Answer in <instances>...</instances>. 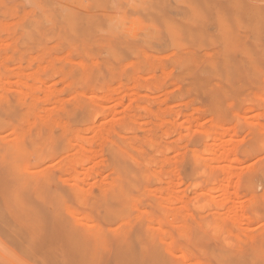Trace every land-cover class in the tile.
Listing matches in <instances>:
<instances>
[{
  "label": "rangeland",
  "instance_id": "1",
  "mask_svg": "<svg viewBox=\"0 0 264 264\" xmlns=\"http://www.w3.org/2000/svg\"><path fill=\"white\" fill-rule=\"evenodd\" d=\"M263 180L264 0H0V264H264Z\"/></svg>",
  "mask_w": 264,
  "mask_h": 264
},
{
  "label": "bare ground",
  "instance_id": "2",
  "mask_svg": "<svg viewBox=\"0 0 264 264\" xmlns=\"http://www.w3.org/2000/svg\"><path fill=\"white\" fill-rule=\"evenodd\" d=\"M248 99H249V98H248ZM83 126H84V125H83ZM65 131H66V130H65ZM38 132H39V131H38ZM79 133H80V132H78V134H79ZM76 134H77V133H76ZM78 134H77V135H78ZM255 137H256V135H255ZM255 140H256V139H255ZM253 141H254V140H253ZM52 142H53V141H52ZM71 144H73V142H72ZM259 144H260V143H259ZM260 145H261V144H260ZM260 145H259V146H260ZM46 149H48V148H46ZM54 149H55V148H54ZM204 150H205V149H204ZM219 151H220V150H219ZM222 151H223V150H221V152H222ZM260 151H261V150H260ZM114 153H115V152H114ZM205 153H206V152H205ZM208 153H209V152H208ZM216 153H217V152H216ZM219 153H220V152H219ZM224 153H226V152L224 151ZM214 154H215V153H214ZM48 155H49V154H48ZM194 155H196V154L194 153ZM217 155H218V153H217ZM226 155H227V154H226ZM226 155H225V156H226ZM26 156L29 157L28 153H27ZM117 156H118V155H117ZM198 156H199V154H198ZM200 156H201V155H200ZM203 156H204V155H203ZM230 156H231V155H230ZM46 157H47V156H46ZM201 157H202V156H201ZM119 158H121V156H120ZM119 158H118V159H119ZM194 158H195V157H194ZM205 158H206V157H205ZM234 158H235V157H234ZM249 158H250V157H249ZM32 159H33V158H32ZM32 159H31V161H32V163H33V160H32ZM121 159H123V158H121ZM127 159H128V158H127ZM201 159H202V158H201ZM235 159H236V158H235ZM190 160H191V159H190ZM216 161H217V160H216ZM228 161H229V160H228ZM193 162H195V161H193ZM130 163H131V162H130ZM133 164H134V163H133ZM145 164H146V163H145ZM207 164H208V163H207ZM31 165H32V164H31ZM63 165H64V164H63ZM118 165H119V164H118ZM208 165H210V164H208ZM211 165H212V164H211ZM211 165H210V166H211ZM225 165H226V164H225ZM66 166L71 167L70 165H66ZM194 166H195V164H194ZM231 166H232V165H231ZM72 167H73V166H72ZM194 168H195V167H194ZM25 171H27V169H25ZM76 171H77V169H76ZM107 171H108V169H107ZM122 171H123V169H122ZM124 171H125V168H124ZM229 171H230V169H229ZM27 172H28V171H27ZM119 172H120V171H119ZM226 172H227V171H226ZM77 173H79V172L77 171ZM74 175H75V177H77L76 174H74ZM79 175H80V174H79ZM144 175H145V173H144ZM130 176H131V175H130ZM125 177H126V175H125ZM131 177L133 178V176H131ZM245 177H246V176H245ZM71 178H73V177H71ZM77 179H79V178L77 177L76 180H77ZM193 179H194V178H193ZM61 180H63V179H61ZM65 180H67V178H66ZM214 180H215V179H214ZM105 181H106V180H105ZM263 181H264V180H263ZM72 182H73V181H72ZM108 183H109V182H108ZM66 184H67V183H66ZM73 184H74V183H73ZM75 184H77V183H75ZM69 185H71V184H69ZM177 185H178V184H177ZM47 186H48V185H47ZM112 186H113V185H112ZM173 186H174V185H173ZM48 187H49V186H48ZM78 187H79V186H78ZM108 187H109V186H108ZM121 187H122V185H121ZM165 187H166V186H165ZM79 188H80V187H79ZM103 188H104V187H103ZM48 189H50V188H48ZM81 189L83 190V188H81ZM182 189H183V188H182ZM245 189H246V188H245ZM90 190H91V189H90ZM90 190H89V191H90ZM104 190L106 191V189H104ZM107 190H108V189H107ZM173 190H174V189H173ZM86 191H87V190H86ZM112 191L114 192V190H112ZM171 191H172V190H171ZM180 191H181V189H180V190L177 189V186H176V190L174 191V193H172V194L170 195V197H167V198H177V197H175V195H176L177 193H180ZM182 191H183V190H182ZM76 192H79V190H78V191L76 190ZM106 192H107V191H106ZM132 192H133V191H132ZM207 192H208V191H207ZM80 193H81V191H80ZM168 193H169V192H168ZM195 193H196V192H195ZM204 193H206V192H204ZM85 195H86V192H85ZM152 195H153V194H152ZM197 195H198V194H197ZM156 196H157V195H156ZM94 197H95V196H94ZM113 197H114V196H113ZM116 197H117V195H116ZM151 197H152V196H151ZM159 197L162 198V196H159ZM165 198H166V196H165ZM139 199H140V198H139ZM196 199H197V198H195V200H196ZM236 199H237V198H236ZM248 199H249V198H248ZM110 200H111V199H110ZM115 200H116V199H115ZM165 200H166V199H165ZM165 200H164V201H165ZM171 200H172V199H171ZM171 200H170V201H171ZM64 201H65V200H64ZM80 201H81V200H80ZM80 201H79V202H80ZM122 201H123V200H122ZM139 201H140V203H141V200H139ZM164 201H163V202H164ZM167 201H168V199H167ZM177 201H179L178 198H177ZM252 201H253V200H252ZM174 202H175V201L173 200L172 203H174ZM195 202H196V201H195ZM212 202H213V201H212ZM117 203H118V202H117ZM197 203H198V201H197ZM234 203H235V202H234ZM236 203H237V202H236ZM122 204H123V203H122ZM122 204H121V206H122ZM140 205H142V204H140ZM207 205H209V204H207ZM217 205H218V204H217ZM236 205H237V204H236ZM156 206H157V205H156ZM161 206H162V205H161ZM166 206H168V205H166ZM166 206L164 205L165 208H166ZM200 206H201V205H200ZM203 206H204V205H203ZM132 207H133V206H132ZM135 207H137V206H134L133 209H136ZM168 207H170V205H169ZM214 207L216 208V206H214ZM235 207L237 208V206H235ZM159 208H160V207H159ZM100 209H101V208H100ZM147 209H148V208H147ZM196 209L199 210V208H196ZM201 209H202V208H201ZM118 210H120V209H118ZM128 210H129V209H128ZM150 210H151V209H150ZM157 210H158V209H157ZM229 210H230V209H229ZM250 210H251V209H250ZM99 211H100V210H99ZM126 211H127V209H126ZM139 211L141 212V209L137 207V209L135 210V212H139ZM236 211H237V210H236ZM238 211H239V210H238ZM111 212H113V210H111ZM111 212H110V213H111ZM121 212H123V209H122ZM128 212H129V211H128ZM130 212H131V211H130ZM140 212H139V213H140ZM142 212H143V211H142ZM212 212H213V209H209V213H212ZM231 212H232V211H231ZM114 213H115V211H114ZM116 213H117V212H116ZM139 213H138V214H139ZM145 213H146V212H145ZM152 213H153V212H152ZM200 213H201V212H200ZM213 213H215V212H213ZM122 214H124V212H123ZM131 214H133V213H131ZM233 214L235 215L236 212L233 213ZM98 215H99V214H98ZM110 215H111V214H110ZM110 215H109V216H110ZM125 215H126V214H125ZM226 215H228V212H227ZM226 215H225V216H226ZM234 215H233V216H234ZM236 215H237V214H236ZM120 216H122V215H120ZM129 216H130V215H129ZM169 216H170V215H169ZM180 216H181V215H180ZM225 216H224V217H225ZM230 216L233 217L232 215H230ZM230 216H229V217H230ZM239 216H240V215H239ZM252 216H253V215H252ZM115 217H117V215H116ZM132 217H134V216L132 215ZM151 217H152V216H151ZM204 217H205V216H204ZM236 217H237V216H236ZM236 217H234V218H236ZM241 217H244V215L241 216ZM118 218H119V217H118ZM122 218H123V217H122ZM193 218H194V217H193ZM78 219H79V218H78ZM111 219H113V218H111ZM114 219H115V218H114ZM220 219H221V218H220ZM227 219H228V218H227ZM232 219H233V218H232ZM246 219H247V218H246ZM130 220H131V218H130ZM149 220H150V219H149ZM221 220H222V219H221ZM240 220H241V219H240ZM68 221H69V220H68ZM112 221H113V220H112ZM231 221L233 222V220H231ZM85 222H86V221H85ZM120 222H121V221H120ZM105 223H106V222H105ZM81 224H82V223H81ZM83 224H85V223H83ZM205 224H206V223H205ZM217 224H218V223H217ZM263 224H264V223H263ZM77 225H78V224H77ZM206 225H207V224H206ZM87 226H88V225H87ZM89 226H90V225H89ZM158 226H159V225H158ZM171 226H173V225H171ZM174 226H175V225H174ZM177 226H178V225H177ZM133 227H134V226H133ZM239 227H240V226H239ZM116 228H118V227H116ZM116 228H114V229H112V230H115ZM157 228H160V227H157ZM208 228H210V226H209ZM241 228H243V227H241ZM244 228H245V227H244ZM215 229L218 230V231H215V232L218 233V232H219V229L216 228V227H215ZM215 229H214V230H215ZM237 229H238V228H237ZM246 229H248V228H246ZM84 230H85V229H84ZM233 230H234V229H233ZM239 230H240V229H239ZM239 230H238V231H239ZM248 230H249V229H248ZM180 233H181V232H180ZM217 233H216V234H217ZM81 234H82V233H81ZM102 234H103V232H102ZM217 235H219V234H217ZM232 235H233V234H232ZM234 235H235V234H234ZM234 235H233V236H234ZM244 235H245V234H244ZM235 236H236V235H235ZM248 237H249V235H248ZM252 237H253V236H252ZM80 238H81V237H80ZM249 238H250V237H249ZM145 239H146V238H145ZM222 239H223V238H222ZM238 239H239V237H238ZM105 240H106V239H105ZM105 240H104V241H105ZM215 240H216V239H215ZM197 241H198V240H197ZM99 242H100V241H99ZM106 242H107V240H106ZM223 242H224V241H223ZM82 243H84V242L82 241ZM130 243H131V242H130ZM166 244H167V243H166ZM115 245H116V243H115ZM131 245H132V244H131ZM168 245H169V244H168ZM126 247H127V246L125 245L124 248H126ZM76 248H77V247H76ZM93 248H94V247L92 246L91 249H93ZM139 248H140V247H139ZM155 249H156V248H155ZM79 250H80V249H79ZM79 250H78V251H79ZM94 250H95V248H94ZM94 250L92 251V253L95 252ZM160 251H161V250H160ZM80 252H83V251H80ZM80 252H79V253H80ZM115 252H116V251H115ZM129 252H130V251H129ZM143 252H144V251H142V253H143ZM116 253H118V252H116ZM140 253H141V252H140ZM152 253H153V252H152ZM112 254H113V253H112ZM91 255H92V254H91ZM117 255H118V254H117ZM142 255H143V254H142ZM210 255H212V254L210 253ZM94 256H95V255H94ZM99 256H101V254H100ZM137 256H138V255H137ZM146 256H147V255H146ZM218 256H219V254H218ZM86 257H87V256H86ZM131 257L133 258V256H131ZM142 257H143V256H142ZM142 257H141V258H142ZM219 257H220V256H219ZM111 258H112V257H111ZM141 258H139V261H140ZM184 258H185V257H184ZM100 259H101V258H100ZM115 259H116V258H115ZM133 259H134V258H133ZM151 259H152V257H151ZM151 259H150V261H151ZM239 259H240V258H239ZM88 261H89V260H88ZM111 261H112V260H111ZM133 261H134V260H133ZM213 261L215 262L214 258H213ZM134 262H135V261H134ZM148 262H149V261H148ZM251 262H253V260H252ZM139 263H140V262H139ZM143 263H144V262H143ZM149 263H150V262H149ZM162 263H165V262H162ZM195 264H196V263H195ZM252 264H253V263H252Z\"/></svg>",
  "mask_w": 264,
  "mask_h": 264
}]
</instances>
